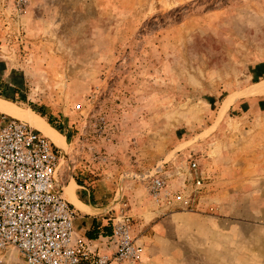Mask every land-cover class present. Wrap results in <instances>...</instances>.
Instances as JSON below:
<instances>
[{
	"label": "rangeland",
	"instance_id": "rangeland-1",
	"mask_svg": "<svg viewBox=\"0 0 264 264\" xmlns=\"http://www.w3.org/2000/svg\"><path fill=\"white\" fill-rule=\"evenodd\" d=\"M262 82L264 0H0V99L52 118L64 186L95 183L134 218L153 211L139 175L196 161L193 209L155 203L160 251L135 264H264ZM0 264L26 263L7 247Z\"/></svg>",
	"mask_w": 264,
	"mask_h": 264
},
{
	"label": "built area",
	"instance_id": "built-area-1",
	"mask_svg": "<svg viewBox=\"0 0 264 264\" xmlns=\"http://www.w3.org/2000/svg\"><path fill=\"white\" fill-rule=\"evenodd\" d=\"M61 159V148L40 129L0 112V249H15L26 264H135L143 245L125 202L109 235L92 239L75 230L76 212L58 178ZM164 164L139 175L148 195L165 210H192L204 188L196 161L185 170L175 165L176 190Z\"/></svg>",
	"mask_w": 264,
	"mask_h": 264
},
{
	"label": "crops",
	"instance_id": "crops-1",
	"mask_svg": "<svg viewBox=\"0 0 264 264\" xmlns=\"http://www.w3.org/2000/svg\"><path fill=\"white\" fill-rule=\"evenodd\" d=\"M44 134L46 133L44 132ZM46 135L50 138L48 134ZM172 164L174 163L170 162L165 166L167 169L172 170L173 169ZM174 172L175 171H173V173ZM70 182H72L74 185L73 195L70 196L71 198L67 197L66 194L65 196L76 212V217L74 220L75 230L78 233L92 239L102 235H109L112 230L111 225H112V215L114 214L113 209H116L118 206L117 203L115 202L116 197L108 196V194L101 195L95 183L88 184L85 181L80 182L72 178V180H69L67 182V185L71 184ZM67 185H65L64 188ZM133 210L134 208H130V213L133 212ZM136 210H137L136 213L138 215H136V217H134L133 220L138 221V223L143 224L146 220H148L147 218H151L152 220V216H153V222L151 221V226L153 230H151L149 234H146L143 231V234L141 235L142 238L139 237V239L141 240L139 241L142 243V245L143 242H145V244H148V248L144 247L143 245L142 254H144L146 251L145 254L146 255L149 254L153 260V254H156L157 251L158 252L160 251L157 250L159 246H157L155 241H159V238L162 239V235H161L162 233L160 232L159 228L161 224L164 222L165 218H167L164 217L166 213L161 209H159L154 202H153V211H147V210L140 211L138 208H136ZM131 214L134 215L133 213ZM140 216L146 218L145 221H143L142 218H139ZM147 228L148 227H146L145 229Z\"/></svg>",
	"mask_w": 264,
	"mask_h": 264
},
{
	"label": "bare ground",
	"instance_id": "bare-ground-1",
	"mask_svg": "<svg viewBox=\"0 0 264 264\" xmlns=\"http://www.w3.org/2000/svg\"><path fill=\"white\" fill-rule=\"evenodd\" d=\"M254 91H257V92L264 91V82L257 85L254 88ZM0 112L6 113V114L13 116V117H16L18 119L25 120L28 123L30 122L31 125L32 124H33V126L35 125L38 129H40L41 131H44L46 134H48L50 136V139L52 138V140L57 145L61 146V148L63 147V145H64L63 135L60 134L56 129H54L52 126H50L46 121H44L41 117L37 116L36 114H30V113L26 112L25 110H23L22 108L14 105L13 103H11L7 100H4V99H0ZM73 187H74V185L71 183L64 188V194H66L67 197H70L73 195Z\"/></svg>",
	"mask_w": 264,
	"mask_h": 264
},
{
	"label": "trees",
	"instance_id": "trees-1",
	"mask_svg": "<svg viewBox=\"0 0 264 264\" xmlns=\"http://www.w3.org/2000/svg\"><path fill=\"white\" fill-rule=\"evenodd\" d=\"M43 115V114H41ZM47 122L52 126V127H56L55 125H53V122H52V118L51 117H47ZM57 128V127H56Z\"/></svg>",
	"mask_w": 264,
	"mask_h": 264
},
{
	"label": "water",
	"instance_id": "water-1",
	"mask_svg": "<svg viewBox=\"0 0 264 264\" xmlns=\"http://www.w3.org/2000/svg\"><path fill=\"white\" fill-rule=\"evenodd\" d=\"M37 128V127H36Z\"/></svg>",
	"mask_w": 264,
	"mask_h": 264
}]
</instances>
